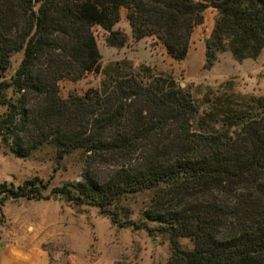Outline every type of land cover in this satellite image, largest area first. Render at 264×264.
I'll return each instance as SVG.
<instances>
[{
	"label": "trees",
	"instance_id": "1",
	"mask_svg": "<svg viewBox=\"0 0 264 264\" xmlns=\"http://www.w3.org/2000/svg\"><path fill=\"white\" fill-rule=\"evenodd\" d=\"M206 8L216 11L203 40V68L228 52L241 62L264 47V0H0V144L27 158L42 146L56 158L78 151L80 180L50 194L95 207L118 228L155 222L167 235L166 264H264V96L213 93L199 110L168 74L114 61L96 88L58 94V81L99 72L91 28L120 48V10L137 41L152 37L174 60L188 50ZM21 58L11 74L12 53ZM33 176L5 198L47 199ZM148 193L139 223L118 211ZM150 231V229H147ZM178 238L192 247L182 249Z\"/></svg>",
	"mask_w": 264,
	"mask_h": 264
},
{
	"label": "rangeland",
	"instance_id": "2",
	"mask_svg": "<svg viewBox=\"0 0 264 264\" xmlns=\"http://www.w3.org/2000/svg\"><path fill=\"white\" fill-rule=\"evenodd\" d=\"M214 17V10L207 8L202 23L193 28L182 60L170 58L151 37L134 41L128 34L124 17L113 26L123 33L127 31V39L120 48L106 45V33L93 26L91 30L99 53L100 70L85 73L77 79H60L59 96L66 98L69 93L82 94L88 88L98 87L103 73L114 61H125L133 71L145 65L153 74L170 75L178 87L189 92L199 110L206 106L205 97L213 93L225 91L264 96V68L253 70L251 62L246 66L239 64L228 52H222L210 68H203V40L211 30ZM20 58L21 52L11 54L5 76L12 73ZM81 168L82 156L78 151L64 154L59 159L53 147L42 146L27 158H18L0 144V184L5 182L15 187L33 176L48 182L42 191L47 199L7 197L1 202L0 233L43 248L48 255L47 264H166L170 253L166 233L157 228V223L142 219L148 193L121 198L116 208L121 212L127 209L128 218L136 223L144 221L150 231L146 228H118L95 207L73 205L50 194L52 187L80 180ZM178 244L185 250L192 247L187 238H178Z\"/></svg>",
	"mask_w": 264,
	"mask_h": 264
},
{
	"label": "crops",
	"instance_id": "3",
	"mask_svg": "<svg viewBox=\"0 0 264 264\" xmlns=\"http://www.w3.org/2000/svg\"><path fill=\"white\" fill-rule=\"evenodd\" d=\"M206 9L204 10V12L206 11ZM215 14L216 11L214 10V15ZM122 17H124L123 9H121V13H120V18ZM127 28H128V34L130 35L128 25ZM124 32L127 34L126 30ZM249 62H251V64L253 65V70L259 71V69L264 68V47L260 50L259 54L255 59L247 58L239 62V64L246 66L250 64ZM47 263H48V255L43 248H40L34 243L24 241L23 239H20L18 237L11 238L9 236L2 235L0 233V264H47Z\"/></svg>",
	"mask_w": 264,
	"mask_h": 264
}]
</instances>
